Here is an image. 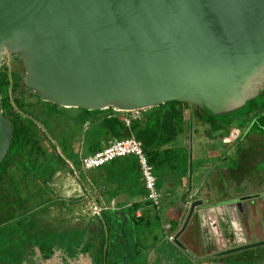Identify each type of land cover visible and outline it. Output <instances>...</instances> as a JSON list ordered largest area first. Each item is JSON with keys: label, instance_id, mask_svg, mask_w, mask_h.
<instances>
[{"label": "water", "instance_id": "water-1", "mask_svg": "<svg viewBox=\"0 0 264 264\" xmlns=\"http://www.w3.org/2000/svg\"><path fill=\"white\" fill-rule=\"evenodd\" d=\"M9 73L69 114L176 100L239 121L264 112V0H0V76ZM11 136L0 103V162ZM183 195L172 243L186 251L180 234L212 201ZM222 203L215 207L229 205L235 225L239 199ZM261 244L237 242L214 255ZM81 258L91 264L85 253L65 264Z\"/></svg>", "mask_w": 264, "mask_h": 264}, {"label": "trees", "instance_id": "trees-1", "mask_svg": "<svg viewBox=\"0 0 264 264\" xmlns=\"http://www.w3.org/2000/svg\"><path fill=\"white\" fill-rule=\"evenodd\" d=\"M9 82L7 74L0 76L1 109L9 119L12 129L8 149L0 162V225L15 220L21 215L34 213L36 206L32 205V194L42 192L41 183L45 185L51 179L56 165L57 167L67 165L63 160V157L67 158L64 150L68 149L69 144L72 147V142L62 137V147L55 145L48 140L34 115L53 121L55 126L60 122L70 126L71 118L80 122V130L78 134H75L73 141L77 145L75 148L72 147L76 155L79 148L84 154H88L100 149L112 138L134 136L140 141L145 158L151 165L156 190L160 188L162 176H172L178 184L186 175L188 153L181 145V140L184 139L182 135L185 136L188 130L191 129L192 133L197 132L196 128H191L195 121L203 126L204 135L211 139H221L230 128L234 127V121L216 119L215 115L203 107L189 109L186 102L176 100L138 110L139 115L129 119L127 125L123 120L124 112L105 115L83 110L80 113L69 114L58 110V105L45 101L43 102L48 109L35 112L31 103H25L21 98L12 95L16 83H11L10 93H7ZM239 124H243L239 133L245 130L246 136H253L258 141H264V112L241 119ZM219 132L222 133L221 137H216ZM44 140L48 143L46 144ZM177 140L178 144L175 143ZM56 146L59 151L55 150ZM255 152L257 154V151ZM260 152L264 158L262 145ZM246 154L249 152L243 151L242 160H246ZM97 170H100V172L97 171L98 180L103 185L106 196L123 192L125 199L114 202V207L123 215L114 214L109 208L95 215L99 219V229L96 236L81 247V251L93 253L97 264H125V261L128 264L129 260H132L133 264H140L141 253L145 249L143 244L147 242L155 252L163 251L159 240L157 241L155 235H152L148 229L151 222L157 224L162 217L160 211H157L144 198L145 190L136 158L132 155L116 157L97 167ZM245 170L243 165L236 164L231 168L230 177L238 182L243 175L249 173ZM258 171L260 170L257 169ZM35 180H38L35 184L39 187L31 190L29 183ZM180 195L172 196L178 200ZM161 196H165L164 193ZM185 196L186 194L182 196L183 199ZM136 210L140 211L138 215H135ZM122 222L124 224L120 231ZM168 222L169 232H175L179 227L178 221L170 219ZM147 235H151L152 238L147 239ZM77 244L79 243L76 242L75 246ZM166 248L167 251L172 252L170 257L176 263L180 262L176 256L178 248L171 243H168ZM6 252L11 254L0 264H18L19 261L16 262V260L21 258V253L13 249H7ZM186 260H188L185 261L187 264H192L189 259Z\"/></svg>", "mask_w": 264, "mask_h": 264}, {"label": "rangeland", "instance_id": "rangeland-1", "mask_svg": "<svg viewBox=\"0 0 264 264\" xmlns=\"http://www.w3.org/2000/svg\"><path fill=\"white\" fill-rule=\"evenodd\" d=\"M11 76L12 75L8 74V80H10V82L8 85L7 93H10L9 88L11 86V83L14 82L13 76ZM17 81H19V79ZM18 89L20 90V88ZM13 94V96H18V94L21 96V92H18V90ZM22 95V100L24 102H30L35 112H40V110L48 109L46 107V104L42 100H40L39 98L37 99L36 97L34 98V96L28 91ZM34 117L38 125L41 126L43 132L47 135L48 140L53 142L55 145L58 144L60 147H62L61 142L62 137H64L66 139H69V142H72V147L75 148L77 144L73 141L75 140V134H78L80 130V122L71 118L70 126L62 124L61 122L57 126H55V124H53V121L46 120L42 116L34 115ZM44 117L46 118V114H44ZM233 126L234 127L230 128L228 133H226L221 139H218V141H213L214 138L211 141V138L205 136L202 129L203 126H201V124L196 121L192 124L191 128H196L197 132L189 134L190 131L192 132V130L190 129L188 130V132H186L185 136L184 134L182 135L184 139L181 140V143L183 142V144L181 145L186 149L188 156H190V174L188 175L187 158V173L182 178L183 186L185 180H187L193 185L192 187H200L203 182H198L201 176H199L198 173L200 171H197V169L199 168L201 170L202 175H205L207 172L211 171V165L214 162L215 155H217V153L221 154L225 152L227 146L225 143L230 139L241 137V132L239 134H237V132H239V129H242L243 124L241 125L239 124V121H234ZM236 126H238L239 128ZM221 135L222 133L219 132L218 134H216V137H221ZM178 140L175 142L176 144H178ZM44 142L46 144L48 143L45 140ZM261 145L264 149V141L261 142ZM261 145L259 144L260 147ZM72 147L69 144L68 149L64 150L67 158L63 157L62 154H60L67 165H59L58 167L56 165L55 172L51 179L48 181L49 186L45 187L43 183H41L40 187L42 192L32 194V205L36 206L34 213L24 215L22 216L23 218H16L15 220L5 222L0 225V248H6L5 250H18L21 253L20 246H22L24 242H35L37 246L41 245V241L45 243H51V241L55 239L56 236L50 230H52V228L56 229V224L59 219H56V212L58 211L54 210V207H50L49 212L46 213V206L48 201H52L53 206H56L54 204L59 202H63L65 206L66 199H68V222L70 228L76 225L75 222H77L78 220L84 221V223L90 222L92 220L96 221V216L94 215V217L92 214L93 208L90 205L89 201L86 199V194L84 192L86 191L93 196L97 195V190H94L91 186L92 180H94L95 171H97V169H82L79 165L77 155L75 154V149ZM216 148L218 149V152L216 151ZM251 148L247 150V152H249V156L253 153H256L254 151L255 149ZM219 149H221L222 151ZM55 150L58 151L59 149H57L56 147ZM225 155H227L225 156L227 158L226 162H228L229 165L232 166V161L234 160L235 155H228L226 153ZM228 158L230 159L228 160ZM231 168L229 169V177ZM257 169H259L260 171L257 172ZM261 170H264V158L258 159L256 161L252 169L253 174L250 175V178L257 179V192L262 191V188L259 187V185H262V183H259V180L262 179L264 183V173L262 177ZM245 175H243L242 179L245 178ZM229 179L231 181L233 178L230 177ZM36 182H38V180L29 183V188L31 190L34 188L37 189L39 187L35 184ZM225 185L226 184L219 187V192L216 195H207L204 193H198L194 195L197 197L207 196L208 201H212L211 204L213 205H211L212 208L206 211L203 219H200L198 214H195L194 218L192 219L191 217L186 224L179 237V240L185 245L186 251L183 248L177 247L179 251L176 256L179 258L178 261L181 262H178L179 264H187V258L190 261L192 260V264H264V244L230 252L225 255H214L216 251L230 246L232 242H238V235H240L241 230V226H239L237 222H235V225L225 224L226 215L224 213V210L222 209L223 206L215 207L216 205H219L216 204V200L224 201L232 195L240 196L250 193V191L244 190L243 185L240 184L237 190L241 192L228 194V186ZM174 186L177 185L175 179L172 176H162L159 191L161 194L164 192V195L166 196L162 197L160 195L158 203V209L160 211L162 219H164L163 216H166L167 219H173L174 215H176L177 213L174 212L173 208H175L176 211L177 209L181 208L182 211H184L182 217L184 218L185 216L187 208L185 204H183V200L180 198L176 200L175 197L172 196L173 194L170 193V190L175 189ZM185 194V200L187 202L193 199V195H189L187 193ZM230 198H233V196ZM252 201H254V205L252 204L253 208L251 209V216L248 217L249 222H245L244 224V228L247 230L246 237H243L245 243L264 240V192L257 193ZM170 202L173 203L172 207L169 205ZM257 203H260V205H258ZM168 205L169 208H167ZM195 209L199 208L196 207ZM183 218L180 222V225L183 221ZM255 219H257V221H255ZM162 223L163 222L161 220L157 224L156 222H151L148 226V229L151 231L152 235H155V238H157L156 240H159V244L163 246V251H158L157 253L153 248H150V246H148V242L144 243L143 246L145 247V249L141 253L142 256L140 259L142 261L140 264H178L172 257H170L172 255V252L167 251L166 246H168V243H173L168 242L163 238L165 230L162 228ZM211 223L212 225H210ZM248 224L250 227L249 232ZM228 232L229 234H227ZM231 234L233 235L231 240L234 241H231L230 237L228 238V236H230ZM150 237L151 235H147V239L150 240ZM14 239H17V242H15ZM75 244L76 241H70L69 243L70 246ZM175 250L177 249L175 248ZM82 252H85V254H87L89 258L93 255V253H91L90 251ZM54 253L55 251H53V254ZM73 255H75V253ZM189 257L192 259H190ZM73 258L74 257H72L71 259L73 260ZM20 259L16 260V262H18ZM127 263L133 264L132 260L127 261ZM63 264H65V262H63Z\"/></svg>", "mask_w": 264, "mask_h": 264}, {"label": "crops", "instance_id": "crops-1", "mask_svg": "<svg viewBox=\"0 0 264 264\" xmlns=\"http://www.w3.org/2000/svg\"><path fill=\"white\" fill-rule=\"evenodd\" d=\"M189 134H192V132L190 131ZM182 144H183V142H182ZM214 161H215V163H217L216 166H218L217 172H213V170L211 169V171L207 172L205 175H202L201 170L199 168L197 169V171H200L198 173L199 176H201V178L198 182H203L201 184L202 186H200V188L202 190L201 193H204L207 195H216L219 192V191L211 190L212 189L211 183H212L213 179H216L217 181H219L220 184L225 181V178L229 180V177L220 171L221 170L220 167L222 168V165H223L222 155L218 154L216 156V158L214 159ZM92 169H94V168H92ZM96 169H97V167H96ZM87 170H89V169H87ZM97 171L100 172V170H97ZM97 171H95L94 180H92V183H91L92 188L94 190H97V195L93 196V195L87 193L86 191L84 192L86 194V199L89 201L90 205L92 206V208L95 212V213H92L93 216L97 215L98 213H100L101 210H104L106 208L107 209L109 208L112 211L117 210V208L114 207V202L116 200L125 199L124 196L122 195V193H123L122 191L115 193V194H111L109 197L106 196V193L103 192V185L101 184L100 180H98L99 175H98ZM261 175H262V172H261ZM182 182L183 181L181 180V182H179L178 184L176 183L177 186H174L175 189L170 190L171 191L170 193H173V194H185V193H187L189 195H193V198L206 197V196H198V197L194 196L195 190L192 191L189 189L190 185H192V184L189 183V181L185 180V183L183 186ZM44 186L45 187L49 186V182H47ZM158 192L161 195L159 190H158ZM196 194H198V193H196ZM67 201H68V199H66V203H65L66 207L64 206L63 202H59V203L54 204L56 206H53L52 201L47 202L46 213L49 212L50 207L51 208L54 207V210L58 211V212H56V214H57L56 219H59V220L57 221L56 229L52 228V230H50V231H52V233L55 234L56 238L53 239L51 241V243H45V242L41 241V245H39V246H37L35 242H31V241L24 242V244L22 246H20L22 256H21V259L19 260L18 264H62V262H66L65 259H67V258L76 257V255L79 253H81V254L85 253V252L81 251V247L88 240H90L91 238H94L96 236V233L99 229V219L96 217L95 218L96 221L92 220V221L87 222V223L86 222L84 223V221H79V220L77 221L76 220L77 221V222H75L76 225H74L73 227L70 228L69 222H68L69 221L68 220L69 205H68ZM169 205L171 207L173 206L172 204H169ZM169 205L167 208H169ZM155 209L157 211H159L158 207ZM173 209H174V212H177L176 215H174L173 220L176 219L178 221V226H180V222L183 218L182 216L184 214V211H182L181 208L177 209V211L175 210V208H173ZM137 212L140 213L139 210H136L135 215ZM29 214H31V213L24 214V215H29ZM24 215H21L18 218H23L22 216H24ZM194 216H195V214H192V216H191L192 219L194 218ZM163 217H164V219H161V221L163 222L162 224H164V225L166 223L169 224L168 220H170V218L167 219L166 216H163ZM168 229L169 228L165 229V231H167L166 233L169 232ZM164 236L165 235L163 234V238L165 239ZM14 241L17 242V239H14ZM70 241H72V242L76 241L79 244H77L76 246L75 245L70 246L69 245ZM5 249L6 248H0V262L8 259L7 256L11 254V252H6ZM73 250H76L74 252L75 255H73L74 253L73 254L71 253ZM53 251H55L54 254H53ZM87 252H89V251H87ZM75 263L76 264H87V262H85V260L83 258L77 259L75 261Z\"/></svg>", "mask_w": 264, "mask_h": 264}, {"label": "flooded vegetation", "instance_id": "flooded-vegetation-1", "mask_svg": "<svg viewBox=\"0 0 264 264\" xmlns=\"http://www.w3.org/2000/svg\"><path fill=\"white\" fill-rule=\"evenodd\" d=\"M9 74L13 76L14 83L17 84L16 85V88L12 91V95H14L13 93L17 92V90H18V92L19 91L21 92V96H23L22 94H24L25 92L28 91L29 93H31L34 96V98L36 97L38 99L37 95L34 92L30 91L23 84V82L21 80L17 81L19 78L14 73H9ZM18 88H20V90ZM21 96L18 94V96H15V97H18V98H21L22 99ZM25 103H30V102H25ZM238 134H239V132H238ZM240 136L241 137H236V138L230 139V140H228L225 143L227 145L226 146V149H225V152L220 154V155H222V163H223V165H222V168L220 167L221 170L220 169L219 170L223 174H225L226 176L229 177V169L231 167H235V165L237 164V166L243 165L244 169L246 168L245 171H248L249 173L245 175V178L241 179L238 182L235 181V180H231L230 181V179L228 180V179L225 178V181L223 183H221V185H220V182L219 181H217L216 179H213L212 180V183H211L212 184L211 185L212 186L211 187L212 188L211 190L218 191L219 187H221L224 184H226L225 186H228V190H229V193L228 194H230V193L233 194V193L241 192V191H238L237 188L240 186V184H242L244 190L250 191L249 194H244V195H240V196L232 195L233 198L239 199V203H241V207L240 208L237 207V213H236L235 219H236V222L238 223V225L241 226L240 227V229H241L240 230V235H238V237H239L238 238L239 239L238 242L245 243L243 237L244 238L246 237L247 230L244 228V224H245V222L246 223L249 222L248 221V217L251 216V209L253 208V205H254V201H252V200H253V198L255 197V195L257 193L264 192V183H263V180L262 179L259 180V183H262V185H259V183H258L259 187L262 188V191H258L257 192V190H256V187H257V181L256 180L257 179L256 178L255 179L250 178L251 177L250 175L253 174L252 173V169H253L256 161L258 159L263 158V157L261 155L260 146H259V144H260L261 141H258L254 137H248V136H246V131L245 130L240 133ZM213 141H218V139L215 138V139H213ZM249 148L255 149L254 151H257V154L256 153H253L250 156L248 154V155L245 156L246 157V160H242L241 159V155L244 156L243 155V151L248 150ZM219 150H221V149H219ZM216 151L218 152V149L217 148H216ZM225 153L228 154V155H231V154L235 155L234 160L232 161L233 162V165L232 166H230L229 163L226 162V159L227 158L225 156H227V155H225ZM217 155H218V153H217ZM217 155H215V158H216ZM229 159L230 158H228V160ZM216 165H217V163H215V161L211 165V169L213 170V172H217L218 166H216ZM192 186L193 185H190L189 189L192 190V191L195 190L194 194L201 193L202 190H201L200 187H192ZM200 186H202V185H200ZM232 196H230V197H232ZM243 196H247V198L240 199V197H243ZM230 197H228L227 200H224L223 201V204H225V202L228 203V202H230L233 199V198H230ZM257 204L260 205V203H257ZM211 205H213V204H211ZM249 205H252V206H249ZM222 209L224 210V213L226 215V217H225V222L226 223L225 224H231V225H233V221H234L233 210L230 208L229 205L228 206H223ZM193 214H195V212ZM255 221H257V219H255ZM210 225H212V223ZM249 228L250 227H249V224H248V232H249ZM227 234H229V232ZM229 237H230V240H231L232 237H233V235L231 234L230 236H228V238ZM231 241H234V240H231ZM235 245H237V242H232V244L230 246L224 247V249L229 248V247H233ZM223 255H225V254H223ZM190 259H192V258H190ZM89 263H91V264H97V262L95 260V257L93 255L90 256V262Z\"/></svg>", "mask_w": 264, "mask_h": 264}, {"label": "built area", "instance_id": "built-area-1", "mask_svg": "<svg viewBox=\"0 0 264 264\" xmlns=\"http://www.w3.org/2000/svg\"><path fill=\"white\" fill-rule=\"evenodd\" d=\"M139 115L138 110H131L124 112L123 120L125 124H128L129 119L136 118ZM124 155H132L136 158L138 163L140 175L142 178L143 188L145 190L144 198L149 201L151 206L158 207L160 194L155 188V177L152 172L151 165L147 162L145 155L142 151L141 143L134 136L129 135L123 138H112L107 143L91 153L84 154L81 152V148L78 149L77 159L82 169H92L99 167L100 165ZM93 210V209H92ZM93 213L94 210H93ZM139 213L137 212L136 215ZM162 228L165 230L169 228V224H162ZM164 232L165 240L172 242V235L174 232Z\"/></svg>", "mask_w": 264, "mask_h": 264}]
</instances>
